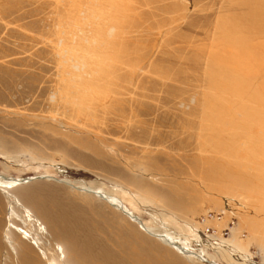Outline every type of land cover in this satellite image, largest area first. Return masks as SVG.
I'll use <instances>...</instances> for the list:
<instances>
[{"label":"rangeland","instance_id":"rangeland-1","mask_svg":"<svg viewBox=\"0 0 264 264\" xmlns=\"http://www.w3.org/2000/svg\"><path fill=\"white\" fill-rule=\"evenodd\" d=\"M0 176V264H264V0H0Z\"/></svg>","mask_w":264,"mask_h":264},{"label":"bare ground","instance_id":"bare-ground-1","mask_svg":"<svg viewBox=\"0 0 264 264\" xmlns=\"http://www.w3.org/2000/svg\"><path fill=\"white\" fill-rule=\"evenodd\" d=\"M34 179L35 178H31V179L25 178L23 180H20V179L5 178L3 176H0V187L12 188L16 184H24V183H27V182L32 181ZM36 179H39V178H36ZM46 179H47V177H46ZM65 184H68V183H65ZM69 186H71V185H69ZM72 188L75 189V190H78V191H83L84 193H86L88 195L89 194H91L93 196L95 195L96 198L100 199L101 201L106 202L111 207H115L116 209L121 210L123 212V214H125L126 217L128 219H130L132 222L134 221L139 226V228L142 231H144L145 233L149 234L152 238L158 240L159 242H161L165 246H167L169 248H172L176 252H179V253L182 252L183 254H186V256H188V257H191V258L194 257L196 259H199V261H201V262L202 261L203 262H207V260L206 261L203 260V257L201 256V254L200 255H195L194 253L190 252L187 249V247H185L184 243H181V242L175 240L169 234H167V233L158 234V233H155V232L151 231L149 228L145 227L143 224H141L142 222L139 220V218H137L135 215H133L128 209L124 208V206L122 205V203L119 202L118 200H116L115 198H112L110 196H106L104 194H100V192H96L94 190H91L88 187H75L74 188V186H73ZM208 263L209 264H216L213 261L208 262Z\"/></svg>","mask_w":264,"mask_h":264},{"label":"crops","instance_id":"crops-1","mask_svg":"<svg viewBox=\"0 0 264 264\" xmlns=\"http://www.w3.org/2000/svg\"><path fill=\"white\" fill-rule=\"evenodd\" d=\"M34 180H37V179H34ZM34 180H32V181H34ZM30 182H31V181H30ZM17 185H18V184L14 185V186H17ZM14 186H13V187H14ZM2 193H3V192H2ZM3 194H4V193H3ZM4 196L6 197V199H8L7 196H6L5 194H4Z\"/></svg>","mask_w":264,"mask_h":264}]
</instances>
